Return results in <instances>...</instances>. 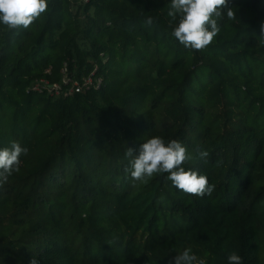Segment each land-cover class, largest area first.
Returning a JSON list of instances; mask_svg holds the SVG:
<instances>
[{
    "label": "trees",
    "instance_id": "obj_1",
    "mask_svg": "<svg viewBox=\"0 0 264 264\" xmlns=\"http://www.w3.org/2000/svg\"><path fill=\"white\" fill-rule=\"evenodd\" d=\"M170 3L48 0L29 28L0 25V148L28 149L0 186V264H169L185 248L264 264V0H229L204 50L172 36ZM90 75L98 88L65 94ZM42 79L62 93L32 90ZM153 136L187 148L210 196L125 173Z\"/></svg>",
    "mask_w": 264,
    "mask_h": 264
},
{
    "label": "clouds",
    "instance_id": "obj_2",
    "mask_svg": "<svg viewBox=\"0 0 264 264\" xmlns=\"http://www.w3.org/2000/svg\"><path fill=\"white\" fill-rule=\"evenodd\" d=\"M229 0H171L168 16L173 20L180 14L178 24L172 30V36L185 48L204 50L220 31L218 19L227 16L235 19L234 8L228 7ZM48 0H0V25L12 29H27L47 11ZM226 10V11H225ZM147 25L153 24V18L146 19ZM260 36L264 38V23L260 26ZM135 149L127 147L125 156L128 166L124 168L134 181L147 183L154 175L168 173L171 184L185 194L204 197L211 195L215 185L209 184L208 177L195 170H185L183 164L191 159L187 148L177 140L165 142L159 136H153L142 143L138 155ZM28 149L13 141L10 147L0 148V186L7 183L13 173L21 167L22 155ZM198 158L208 163L209 152L200 150ZM242 257L233 251L227 256L228 264H242ZM30 264H38L33 258ZM169 264H205L198 259L190 248L174 255Z\"/></svg>",
    "mask_w": 264,
    "mask_h": 264
},
{
    "label": "built area",
    "instance_id": "obj_3",
    "mask_svg": "<svg viewBox=\"0 0 264 264\" xmlns=\"http://www.w3.org/2000/svg\"><path fill=\"white\" fill-rule=\"evenodd\" d=\"M100 79H94L92 75L88 76L83 80L82 83L73 82L72 85L67 89L65 94H72L74 92H80L84 89H88L90 87L98 88L100 85ZM62 83L64 85L68 84V80L63 79ZM47 89L49 93L59 95L62 93V86L58 83L50 84L47 80H39L32 86V90L34 91H42Z\"/></svg>",
    "mask_w": 264,
    "mask_h": 264
},
{
    "label": "rangeland",
    "instance_id": "obj_4",
    "mask_svg": "<svg viewBox=\"0 0 264 264\" xmlns=\"http://www.w3.org/2000/svg\"><path fill=\"white\" fill-rule=\"evenodd\" d=\"M85 0H72L73 4L75 5L74 7L80 5L82 2H84Z\"/></svg>",
    "mask_w": 264,
    "mask_h": 264
}]
</instances>
